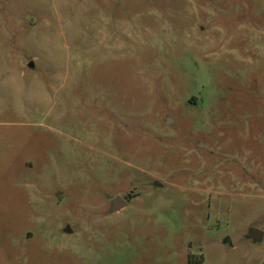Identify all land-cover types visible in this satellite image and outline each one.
<instances>
[{"label":"rangeland","instance_id":"obj_1","mask_svg":"<svg viewBox=\"0 0 264 264\" xmlns=\"http://www.w3.org/2000/svg\"><path fill=\"white\" fill-rule=\"evenodd\" d=\"M0 264H264V0H0Z\"/></svg>","mask_w":264,"mask_h":264},{"label":"water","instance_id":"obj_2","mask_svg":"<svg viewBox=\"0 0 264 264\" xmlns=\"http://www.w3.org/2000/svg\"><path fill=\"white\" fill-rule=\"evenodd\" d=\"M29 66L33 67L34 66V62L31 61L29 63ZM62 194L59 193L58 194V197H60ZM128 205V201L121 195H117L113 200H112V204H111V207L110 209L112 211H118L124 207H126ZM67 232H72V228L71 226H67L66 229H65ZM262 233L263 231L258 229V228H252L251 229V232H250V236L254 239V240H259L262 236Z\"/></svg>","mask_w":264,"mask_h":264},{"label":"flooded vegetation","instance_id":"obj_3","mask_svg":"<svg viewBox=\"0 0 264 264\" xmlns=\"http://www.w3.org/2000/svg\"><path fill=\"white\" fill-rule=\"evenodd\" d=\"M127 201H128V198H127Z\"/></svg>","mask_w":264,"mask_h":264}]
</instances>
